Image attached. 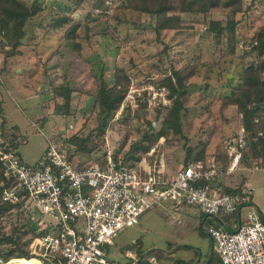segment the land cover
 Masks as SVG:
<instances>
[{
    "label": "rangeland",
    "instance_id": "obj_1",
    "mask_svg": "<svg viewBox=\"0 0 264 264\" xmlns=\"http://www.w3.org/2000/svg\"><path fill=\"white\" fill-rule=\"evenodd\" d=\"M23 1L31 4L34 0ZM41 2L44 8L29 21L27 37L19 51L14 53L8 46L3 48L0 40V124L5 113L12 125L19 126V136L24 142L19 145L18 153L24 161L35 164L49 141L73 149V144H67L72 134L95 140L90 141L89 146L93 148L90 153L73 151L75 162L87 164L102 160L107 153L119 148L125 133L130 132L120 153L123 157L130 145L141 137L137 126L146 127L140 103L147 102L144 110L155 127H160L163 121L162 115L157 117L155 106L159 103L153 97L149 81H158L173 68L189 64H194L197 71L189 79L190 90L184 97L182 132L171 133L167 139L162 136L137 167L144 164L152 169L162 168L172 175L202 147L206 154H212L223 149L224 141L237 134L242 125V113L236 105L225 104L223 95L240 81L243 67L257 59L249 41L264 23V0H245L247 9L238 15L235 46L228 42L227 36L216 43L208 34L202 16L194 13L182 14L193 28L167 30L158 35L149 23L148 14L118 8L120 0H113L112 4L107 0H85V5L79 4V0ZM62 8L91 26L89 31L84 29V24L78 28L79 49L72 40L64 42L67 25L48 31L51 17L60 14ZM90 8L93 12L88 17ZM211 16L224 20L226 12L214 9ZM115 64L123 66L131 75L128 91L132 87L139 89L134 91L133 97L127 95L104 127H99L102 118L95 107L96 75L107 67L110 68L107 74H111ZM66 85L72 90L71 107L70 113L62 114L56 111V104L63 101L57 89ZM144 85L148 89L142 88ZM128 102L132 103L130 124L122 121ZM189 151L192 155L187 159ZM228 180L232 185L243 182L252 186L251 197L264 214V166L255 161L250 166L242 164ZM200 212L196 206L172 210L170 201L166 200L143 213L138 223L121 230L115 237V245H111L109 257L114 258L117 247H130L139 239L143 248L154 251L162 264H171L175 258L187 264H205L204 259L213 255V244L207 233L209 223L200 226V220L205 217ZM20 219L24 221L21 214L8 212L2 218L3 230L11 232ZM44 219L56 222L49 214H45ZM12 246L11 242H3L0 250L5 253Z\"/></svg>",
    "mask_w": 264,
    "mask_h": 264
},
{
    "label": "built area",
    "instance_id": "obj_2",
    "mask_svg": "<svg viewBox=\"0 0 264 264\" xmlns=\"http://www.w3.org/2000/svg\"><path fill=\"white\" fill-rule=\"evenodd\" d=\"M149 83L155 101L168 103L166 88ZM138 89L132 87L126 96L133 97ZM247 135L242 124L225 141L227 165L215 156L206 161L191 159L172 175L162 168L132 166L111 152L102 160L79 166L57 141H49L44 157L35 164L24 161L17 150L0 145L4 174L13 180L2 199L14 203L25 199L22 209L36 222L37 232L47 229L32 236L30 257H7L0 251V264L31 257L39 264H162L154 251L138 247L127 250L126 261L111 259L106 245L166 200L173 210L194 204L204 215L217 219L208 225L207 233L223 264H264V214L251 197L253 187L246 184L240 191L229 192L217 183L219 177L241 167ZM45 214L54 216L56 222L45 220ZM225 215L235 216L227 219Z\"/></svg>",
    "mask_w": 264,
    "mask_h": 264
},
{
    "label": "trees",
    "instance_id": "obj_3",
    "mask_svg": "<svg viewBox=\"0 0 264 264\" xmlns=\"http://www.w3.org/2000/svg\"><path fill=\"white\" fill-rule=\"evenodd\" d=\"M79 1V4L83 2L82 5H85V0ZM107 1H110V4L113 2V0ZM117 7L136 10L140 14H148L150 18L149 23L158 35L167 30H180L186 27L193 28V25L185 22L182 14H198L202 16L208 34L216 43L219 44L222 42L223 37L227 36L229 38L228 42L233 46L237 43V30L240 21L238 15L247 9L245 0H120ZM43 8L41 0H34L31 4L23 0H0V40L2 47L8 46L12 48L14 53L19 51L20 46L25 43L24 40L27 37V25L29 21L38 15ZM67 8L70 7L67 6ZM214 9L225 11L226 18L223 20L212 17L211 14ZM92 10L93 8H90V11L87 12L86 15L88 17L92 15ZM51 18L48 31H51L52 28H61L67 25L64 30V42L72 40L74 46L79 49L81 43L78 40L80 34L77 31L83 24L84 29L89 31L91 26H89L88 22H83L81 18L76 19L74 14L65 8H62L60 14L53 15ZM249 42L252 49L256 51L257 59L252 60L243 67L240 81L232 87L229 93L223 95V102L225 104L236 105L242 113V124L245 125L248 134V145L242 159V164L250 166L255 161L260 163L262 167L264 166V23L258 27ZM58 49L59 47L56 50ZM101 59H103L102 56ZM107 69L110 68L107 67L98 76L96 75L98 83H96L95 107L102 118L99 127H104L110 117L124 103L131 79L128 70L123 68V66L115 64L114 71L109 75L107 74ZM196 71V66L189 64L184 68H173L170 74H166L158 81H149L156 83L157 86H164L166 88V96L170 98L169 103L159 102L155 106L157 117L163 116L161 126L155 127L152 120L148 119L146 115L147 110H144L147 102L143 101V103H140L139 110L145 112L146 127L137 126L136 129L140 132L141 137L130 145L123 157H120V153L127 144L130 135V132H126L121 146L113 152L115 158H122L128 164L137 167L139 161L155 147L162 136H165L167 139L171 133L180 134L182 132L181 118L182 109L184 108V97L190 90L189 79ZM57 90L63 96V101L56 104V111L62 114L70 113L72 94L70 86H62ZM124 107L126 116L122 118V121L130 124L131 119L129 114H131L132 103L128 102ZM2 117L0 124V145L6 150L14 149L18 152L19 145L24 142L19 136L21 134L20 128L16 124L12 125L6 115L3 114ZM67 141V144H73L75 147L72 149L71 146L61 145V148L66 151L68 158L73 160L75 156L74 152L86 151L90 153L93 149L89 146L90 141L94 142L95 140L90 136L81 137L78 134H72ZM191 155L192 152L189 151L187 159ZM209 156L210 154H206L205 152V147H202L199 153L193 156V159H203L206 161ZM43 157L44 152L40 158ZM216 157L218 161L223 162L225 165L228 164L229 158L227 153L223 155L222 151H217ZM76 163L79 166L85 164L83 162ZM12 182L13 180L7 178L4 174V165L0 156V244L11 242L13 245L9 247L7 252H3L7 257H30L32 254L29 244L32 236L47 231V229L37 232L36 222L32 221L22 209L25 199L16 203L2 199L4 189L10 186ZM243 186L242 182L236 186L226 185L224 189L229 192H237ZM8 212H17L24 217L23 222L21 219V222L18 224L15 222L11 232L3 230L2 225V218ZM234 216L225 215V218L232 219ZM30 234V237L24 238ZM0 251L2 252V250ZM215 257L217 261L220 259L219 255ZM217 261L213 264H217ZM17 263L39 264V261L31 257L20 259ZM175 264H187V262L177 260Z\"/></svg>",
    "mask_w": 264,
    "mask_h": 264
},
{
    "label": "crops",
    "instance_id": "obj_4",
    "mask_svg": "<svg viewBox=\"0 0 264 264\" xmlns=\"http://www.w3.org/2000/svg\"><path fill=\"white\" fill-rule=\"evenodd\" d=\"M4 115H5V113H4ZM9 120V119H8ZM9 122H10V120H9ZM11 123V122H10ZM217 151H222L223 152V155L226 153V151H225V146L223 147V149H221V150H217ZM211 156H215L216 157V152H214V153H212V154H210V157ZM217 158V157H216ZM231 175H224V176H222V177H219L218 178V180H217V183H219V184H221L223 187L224 186H226V185H230V186H236L237 184H234V185H232V184H230L228 181V179H229V177H230ZM188 206H196L198 209H199V207L197 206V205H194V204H189V205H186V206H184V208L183 209H185L186 207H188ZM151 210V209H150ZM173 210V209H172ZM200 210V209H199ZM149 211V210H148ZM201 211V210H200ZM201 213V212H200ZM203 214V213H202ZM204 215V214H203ZM210 217H212L213 218V222H211L210 221ZM209 223V225L210 224H213V223H216L217 222V219L214 217V216H206L205 215V217L204 218H202L201 220H200V226L201 227H204L205 226V224L206 223ZM212 240V239H211ZM116 243V242H115ZM115 243L114 244H110V246L108 245L107 246V252L109 253V250H110V248H111V245H115ZM212 244H213V242H212ZM138 247V249L140 250V251H143V250H149V249H145V248H143V245L141 244V241H139V239H137L130 247H124V246H121V247H119V249H118V247H117V250L116 251H114L113 253H114V260H120V261H126V260H128V257H129V255L126 253L127 252V250H130V249H133V248H137ZM212 248H213V255H211L210 256V258L208 257V258H205L204 260H205V264H213V263H215V261H217L216 260V255H219L216 251H215V249H214V247H213V245H212ZM109 255V254H108ZM112 259V258H111ZM177 259L178 258H175V259H172L173 261H171V264H175L176 263V261H177ZM217 264H223L222 263V260H221V258L217 261Z\"/></svg>",
    "mask_w": 264,
    "mask_h": 264
},
{
    "label": "bare ground",
    "instance_id": "obj_5",
    "mask_svg": "<svg viewBox=\"0 0 264 264\" xmlns=\"http://www.w3.org/2000/svg\"><path fill=\"white\" fill-rule=\"evenodd\" d=\"M34 258V257H33ZM27 260H29V259H27ZM38 260V259H37ZM15 264V263H14Z\"/></svg>",
    "mask_w": 264,
    "mask_h": 264
}]
</instances>
